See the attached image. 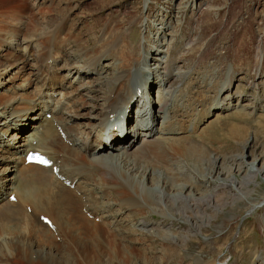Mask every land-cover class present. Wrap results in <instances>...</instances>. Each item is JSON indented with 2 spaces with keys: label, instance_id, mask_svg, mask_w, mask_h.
<instances>
[{
  "label": "rangeland",
  "instance_id": "1",
  "mask_svg": "<svg viewBox=\"0 0 264 264\" xmlns=\"http://www.w3.org/2000/svg\"><path fill=\"white\" fill-rule=\"evenodd\" d=\"M146 4H149L148 7ZM168 19L173 23L170 26L166 25V27H169L163 32L165 29L164 24L168 22ZM63 21L67 22L64 23ZM51 23L56 27L64 23L65 35L72 28H79L85 23V29L88 26L87 36L85 37L87 38V42H85L87 45L93 44V40L90 41V38L98 34L92 33L91 29H94L95 32H101L105 38L103 43L97 47V50L107 44L110 45V42H112L111 48L120 51L121 54L117 55L119 56L118 59L114 58V61H111L110 68H114V62L115 68H117L116 60H118V68H122L121 73L124 77L122 78L125 81L127 79L123 68H129L131 62L135 64V62L141 61L143 63V61L142 56L137 54L131 61L130 59H122L121 62L124 50L123 34L127 37L129 33L133 34L137 45L130 39V42L132 41L131 46L134 45L136 51L139 50L147 56L149 71L155 68L160 59H168L169 62H174L178 67H173L175 71L180 68L181 75L177 76L172 82L175 84L180 82V90L179 92L176 91L171 99H174L175 104L180 102L181 107L174 108L178 122L170 124V126L175 125L179 130H182V133L176 137L174 136L175 138L172 136L175 140L168 138V140L161 142L163 148L167 151V155L169 154L167 157L172 162L170 161L168 164L161 162L157 156L160 151L148 147L143 149L145 150L143 153L139 154L143 155V157L140 156L143 158L141 164L136 161V158L135 162L140 167L149 168L152 173L159 172L152 176L153 181L146 183V187L149 189L154 188L151 185L152 182L159 181L161 183L165 177L168 180L173 179L175 174H170L169 169L172 167V170L175 171L177 166H181L180 168L184 169V173L187 172L186 177H189L190 181L193 180V184L199 186L197 190L199 193L194 196L196 201L190 200L191 205L189 208H182L178 204L179 198L173 197L168 200L158 191L150 190L149 194H152L155 198L156 195L158 196L157 204L150 203V206L145 208L138 201V207L133 208L138 211V214L134 215L133 211L130 210L129 213L121 215L119 221L120 216L116 214L113 217L114 219L109 217L105 220L106 218H103L102 221L89 224V226L86 222H90V220L83 212L82 215H79V222L83 227L86 226L89 230H92L87 235L71 227V223L76 220L77 213L75 210L74 215H72L69 206L74 202L77 205L80 204L78 199L74 201V198H71L69 200L71 201L70 204L66 202L64 205L68 208L64 207L66 210L63 208V214L59 215L62 226L60 235L50 236L41 231L37 224L39 219H37L36 212L34 216L31 214L32 217L27 220L29 227L34 232L37 234L42 233L38 235L37 240L42 246L50 247V251L55 252L54 257L45 256L38 248V251L34 250V252L23 249L24 258L27 255L30 256L29 253L33 255L31 262H29L17 257L18 255H24V253L18 245H14V255L8 259V263L264 264V0H48L46 3L45 0H0V40H6L4 42L5 46H0V66L11 61L4 57L9 44L16 46V43L22 38L30 37L37 46L39 37L46 33ZM88 23L90 26L86 25ZM157 27L160 29H157ZM181 27L184 28L181 30ZM9 28H19V35L13 37V35L3 31ZM121 33L123 34L121 35ZM187 41L191 43L187 45ZM170 42H172L171 45H169ZM189 48L191 49L189 50ZM167 49L170 54L167 57H162ZM96 51H93L89 57L95 56ZM17 55L14 60L20 59ZM111 55L116 57L113 52ZM107 56L108 53L105 52L100 55L101 58ZM93 60L99 61L97 59ZM103 62L107 63L109 59L103 60ZM130 70H134V68L131 67ZM188 70L190 73L186 80ZM87 71L89 72V70ZM11 72L10 74L13 75L8 80V76H5L3 84L13 80L16 78L15 76L21 78L19 81L26 78L23 75L20 76L18 72L13 73V70ZM106 72L107 67L103 70L102 76H105ZM109 74L111 72L107 75ZM111 75L113 76L114 73L112 72ZM130 75L135 76L136 72H132ZM157 75L158 73H154L152 78H156ZM152 82L149 83L152 84ZM112 84L111 80H103L100 84L94 85L91 83L93 89L90 93L86 91L80 95V101L83 103L84 101L91 102L88 106L87 103H84V111L89 107L91 109L89 111L91 114L85 116V119H93L95 115L92 114V109L99 117L101 110V103H98L101 99L99 89L104 88L110 92ZM223 84H227V87L224 88L227 90L217 91V88ZM30 85L33 89L29 88L27 94L33 97L34 95H31V93L37 88L33 83ZM95 85H98V91L95 89ZM198 88L199 93H190ZM169 90V93L172 94L173 89ZM183 92L186 97H184ZM86 93L87 95H85ZM105 93L108 94L106 91ZM4 94L7 95V93ZM13 94L11 93L9 97L12 98ZM163 94L168 97L166 92H163ZM155 95V90L154 97L150 91L149 96L152 99H156ZM199 96L203 100L206 99L207 103L213 100L211 106L216 107L209 108L208 105H204L201 110H194L193 100ZM218 96L219 98L225 97L224 101L218 100ZM255 100L258 105L254 107L252 105ZM4 101L5 98L0 97V104ZM221 101L224 102V106L230 104H228V109L218 108ZM186 103L192 106L194 113L190 120L183 122L182 126L186 130H188V127L190 129L195 128L194 133L191 130L184 132V128L180 126V122L189 114ZM15 104L17 105L16 102ZM134 106L133 104L132 107ZM231 106L236 107V109ZM206 107L209 111H206ZM239 109L240 111H238ZM73 111L79 113L75 108ZM216 111H220L218 117ZM233 111L235 112L232 114ZM253 111L256 114L253 117L248 116L247 113L251 114ZM240 114L244 115L241 116ZM231 115L233 118L238 119V123L223 125L230 120ZM199 117L202 120L197 122ZM78 118L80 116L74 119ZM70 122V129L75 132L78 131L82 135V130L75 129ZM78 123L80 128L87 125L86 122ZM163 126V123H161L160 128L155 126H152V128H156V131H158ZM232 127L238 131L241 130L242 134H245L241 145H233V141L222 145V141L218 142L213 138L215 136L220 138L221 132L225 133L227 129L229 130ZM27 130H30V127L23 133ZM200 132L204 134L197 137ZM179 135L189 137L190 140L193 139L192 145L200 146V144H204L205 147H209H203L205 148V154L206 152L207 154L201 159V163L208 160L209 155L213 156L215 154L212 158H216V155H218L217 160L220 156L224 158L236 155L238 159L235 160V164L242 165L243 169L238 172L233 171V169L230 170L226 167L225 162L226 176L214 175V172L210 176L207 174L208 170H206L208 165H204L205 171L201 167L200 161L190 160L188 162V158L184 156V151L176 154L170 150L171 145L169 143L179 141ZM82 136L85 137V135ZM195 137L197 138L194 139ZM146 139L147 135L145 136ZM148 140H146V143H148ZM64 145L63 147L66 146ZM137 146V143L130 146L128 152L131 158H134V150L132 149L137 148ZM65 151L67 153L68 149L65 148ZM110 151L116 153L118 150L115 148L114 150L110 149ZM70 153L69 151L67 155L71 164L72 162L73 165L74 163H76L75 165L84 163L77 155L74 156L75 153ZM83 154L85 153L83 152ZM254 156H257V160L253 164L256 172H249V163L253 161ZM79 160L80 162H78ZM218 161L223 164L221 160ZM185 163H187V166ZM204 174L205 176H203ZM183 176L184 174H182ZM208 176L211 177V180ZM206 178L205 184L204 180ZM181 181L183 179H176L177 183H181ZM170 182L174 185L173 181L170 180ZM221 182H224V184L217 186ZM171 184H168L169 188ZM90 193L93 194L92 199L93 196H98L94 190ZM117 193H119V198L123 199H118ZM209 194L211 195L208 196ZM128 195L129 191L124 193L121 189H114L111 196L109 194L111 199L114 198L116 202H123L127 206L134 201L129 200ZM72 196L74 195L72 194ZM202 196H205L207 200L205 201L204 198L201 201L197 200ZM146 201L150 202L148 199ZM76 203L70 208H74ZM80 206L82 205L80 204ZM32 210L31 212H33ZM53 211L56 213L55 209ZM43 213L45 212L43 211ZM11 218L14 219V217ZM62 218H64L63 221H61ZM114 220L117 221L114 222ZM135 220H138L137 224L140 225L132 224V226L138 232L130 234L122 231L128 228L129 225L126 224H131ZM120 222L121 225H118ZM57 236H60V238H57ZM17 247H19L18 250ZM37 259L43 261L38 262Z\"/></svg>",
  "mask_w": 264,
  "mask_h": 264
},
{
  "label": "bare ground",
  "instance_id": "2",
  "mask_svg": "<svg viewBox=\"0 0 264 264\" xmlns=\"http://www.w3.org/2000/svg\"><path fill=\"white\" fill-rule=\"evenodd\" d=\"M122 34L123 33H121V35ZM124 37L126 39H123ZM31 39L32 38L29 37V38L20 40L18 43H16V41L14 40V42L16 43V46L14 45L12 46L11 44H9L11 48L18 49V48H21L20 44L22 42L25 43V45L21 48L23 55L20 59L13 60L10 63H5L2 66H0V90L7 89L4 87L17 86V84L19 83L20 77H17V76H15L16 78L11 80L10 82L8 81L10 84L8 82L7 84L2 83L4 81L5 76H8L7 80L10 79V77L13 75V74L12 75L10 74L12 73L11 71L13 69H15L13 73L18 72V73L27 75L26 77L27 83H22V85H26V84L28 85L31 83L30 74L33 72L32 70L33 64H28L26 62L29 59V57L36 60L35 54H34V46H33ZM122 40L124 41V50L121 56V62H122V59L123 60L130 59L131 61V59L135 55L140 54L142 56L143 63H141V61H138L136 59L138 61L137 65L135 63L134 64L135 66L134 67L132 66V68H134L133 71L139 72L143 76V81L140 82L139 85H137V88H140L139 91L137 89H133L134 91L127 92L125 96V101L121 103L119 108L123 111L126 107L127 101L130 100L133 96L142 97V95L146 93V91H150L153 87V84L149 82L147 84V78H148L147 76L151 75V77H153L154 73L155 74L158 73L156 78L157 79L159 78L158 82H162L164 85V87L162 88V91L167 90L168 87L172 88L173 91H172V94L170 93V97L174 96L176 94V91L179 90L180 84H177L174 86V84L172 83V81H170V79L173 78V76L180 74L181 72L180 68L175 71L174 70L175 68L173 67H177V65L174 62L172 61L169 62L168 59H165V60L160 59V61L158 60L155 68L149 71L150 67H148L147 65V56L144 53L142 54V52H140L139 50L136 51L134 49L135 48L134 45L133 47L131 46L132 41L130 42V38H128L125 34L122 35ZM171 44L172 42L169 43V45ZM9 45L8 47L10 48ZM191 48H189V50ZM169 54H170L169 50L167 49L165 52V56L167 57ZM89 61H90V64L86 63L87 70H89L90 73H95L97 75L101 74L100 68L95 67V66L97 67L101 66L99 64V61L93 60L91 62L90 59ZM131 63L129 64L131 65ZM87 70L85 72H88ZM189 73L190 72L188 70L187 76L185 78L186 80H187V77L189 76ZM34 75H36V72L34 73ZM117 77L121 78L122 80L124 78L122 73L119 74ZM117 77H115L114 81L117 80ZM169 81H170V85H167ZM14 82H17V83H14ZM52 82H53L52 77L45 76V73H44L42 76V82H41L43 89L45 85H50ZM97 82L101 83L102 80H99ZM88 86L91 87V83L88 84ZM225 87H227V84H223L222 86L220 85V87L217 88V91H220L221 89H224ZM89 91H91V89H89ZM169 92L170 90L168 89V93ZM99 93L101 94L100 96L102 98L101 99L102 102L100 104L101 110H100L99 117H97L96 113H94V110L92 109V114L95 115L93 116V119L92 118L85 119L84 118L85 116L91 114L89 112L91 110L90 107L84 111L83 107L85 105H82V111L80 112L77 110V108L74 107L75 104H73L72 102L73 100H71V98L68 101L67 107H65V109L56 110L57 113L55 114L60 115L59 123L64 127L62 131L65 134L66 142L64 141L61 135H58L57 132H53L50 127L47 128V126H45L41 130L45 133L41 134L36 144H33L31 140L33 139L34 135L39 130H37L36 132L35 131L29 132L27 130L25 133L21 134V131L22 130L24 131L25 129H27L31 123V120H28V113L31 112L30 111L31 108L19 105V102L22 101L19 94L17 96L15 95L13 98L9 100H5L3 103L0 104V106L4 105V107H0V202L3 201V204H0V264H9L8 259L14 255V245H18L21 251L23 249H27L29 252H34V250H37L38 248V250H41L45 256L49 255L53 258L54 257L53 255L55 252L50 251V247L46 248L45 246H42L39 243L37 238H38V235L42 233L37 234L36 232H34V230L29 227L27 220L30 219L32 216H34L35 212L36 214L39 212L38 215L41 213L42 216L49 217L52 221L53 226L55 227L53 231L49 229L45 223L41 222L42 220L41 221L39 220V222L37 223L39 226V229L43 231L45 234L50 235V236L60 235V229L62 226L59 221V215L63 214L62 209L65 207L64 206L65 203L67 202L68 204L69 202L70 204L71 201L69 200L71 198L72 199L74 198V196H72V193L85 194L87 192H92V190H94L98 196H93V199H92V196L88 195L85 197L86 200L85 198L81 199L82 206L80 207L82 211H83V207L89 209L90 212L93 213L96 217H97V213H100L101 216L99 217V220L101 221L103 218H106L105 220L109 219V217L113 218L116 216V214L120 216V218L118 219L119 221L121 220V215L125 213H129L130 210L133 211L134 215L138 214V211L133 209L134 207L135 208L138 207V201L145 208L147 206H150V203L157 204L158 196L156 195V198L153 197L152 194H149L150 190L158 191V193L167 197L168 200H171L173 197L179 198L178 204L182 208H189L191 205L190 200L196 201L194 196H196L199 193L197 192L199 186L197 184H193L194 183L192 182L193 180L190 181L189 177H186L185 174L187 172L184 173V169L180 168L181 166H177L175 171L172 170V167L171 169H169L170 174L171 173L175 174L173 179L170 178V180L173 181L174 185L171 184L170 180H168L165 177L161 181V183L157 180H156L157 181L156 183L152 182L151 185L154 186L153 189H149L146 187L147 182H151V180L153 181L152 176L159 172L152 173L149 168H146L145 166L140 167L139 165L136 164L135 158H131L129 156L128 151L130 150V146L136 143L132 141V137L130 138L129 135H127L129 134V132L125 135L124 140H115V141H119L117 145H115L114 143H110L109 145H107L105 144V142L103 141L101 137L98 140V142L102 144V150H99L95 156H93V153L89 152V155L91 154L92 157L89 155L88 156L85 155L87 154V152H85V150L82 147L84 146L85 149H91V145L89 143L93 141V137H94V134L92 133V129L95 127L98 132L103 131V126L109 121H112L110 118V115L114 116L113 119H117V115H118L117 106L113 101H111V99L114 98V96L113 95L108 96L109 93L106 94L103 88L99 89ZM120 96H121V93L117 92L115 95V99L119 98ZM157 99L159 100L157 111L162 112V122L161 123H163L164 125L160 130H158L159 133L172 134V135L181 133L182 130H179L175 125L170 126V124H174L178 122V119L175 116V113H174V118H173L169 110L171 109V111L174 112V108L175 109L180 108L181 104L175 107L174 105H172L171 102H169L170 98L167 99L163 95V93H160L159 95L157 94ZM14 102H16L17 105L19 106L18 109H14ZM146 102L147 101H145V103ZM40 103H42V101H36L34 106L39 107ZM255 105H258L256 103V100L252 106L255 107ZM44 107L49 108L48 105H44ZM74 108L79 113H75L73 111ZM238 111H240V109ZM157 114H154V116H158ZM240 115L243 116L244 114H240ZM79 116L80 118L74 119L75 117H79ZM32 117H35L34 114L32 115ZM39 117H40V114H38L37 118ZM69 122L71 123L72 126L75 127V129H78L79 131L82 130L83 132L82 135H85V137L82 136L80 132L78 131L75 132L72 129H70ZM78 122L80 123L86 122L87 125L86 126L83 125L81 126L82 128H80L79 127L80 124ZM156 128L153 129L152 126H147V125H144V126L136 125V130L139 129V131L144 132V137L142 136L143 140L142 138L140 140L141 145L145 144L146 140L148 139H150L148 140V143L154 140L153 135L155 134V132H158L156 131ZM86 132L88 133L86 134ZM242 133L243 132H241V130L238 131L236 128L232 127L229 130L227 129L225 133L221 132L220 138L216 136L213 138H215L218 142L222 141L221 143L222 145H224L225 143H229L230 141L234 142L233 145L234 144L241 145V141L243 140L244 135H245ZM145 135H147L146 140H145ZM163 138L168 139L171 137L168 136V137H163ZM191 143L189 142L186 143L183 141H177V142L174 141L172 143L171 141L169 143L171 145L170 150L175 152L176 154L184 151L183 152L184 156L188 158V162L190 160H194L195 162L200 161V165L204 170H205L204 165L205 164H206L205 166L208 165V169L206 170H208L207 174L209 175L210 174L212 175V173L214 172V175H220V176L225 175L226 176L227 168L230 170L233 169V171H236V172L243 169L242 165L235 164V160L238 159L236 155H231L228 157L226 156L224 158L223 156L221 157L219 155L220 158L218 160H221L223 164H221V162L217 160L218 155H216V158L215 157L212 158L213 156H215V154L213 156L209 155L208 160H205L204 163H201V159H203V157L207 154V152L205 154V148H209V147L207 146L205 147L204 144H200V146H195V145H192ZM63 145L65 147H63ZM65 148L68 149L67 153H69V151L72 154L75 153L74 156L77 155V157L82 159L84 163L81 165H75L76 163H74L73 165V162H72L71 164L69 162V156L67 155ZM108 148L112 150L116 148L118 151L116 153H113ZM31 149L40 150L43 153H45L53 161L52 164L56 165L59 168V172L61 174H64L66 178H69L72 181H75L74 187L72 189H70V187L68 186H67L68 188L65 187L62 181L60 182L50 172L51 168H44V167H40L34 164H25L24 157L27 151ZM215 150H218V149H215ZM83 152L85 154H83ZM153 152H156V151H153ZM135 154L136 152L133 151V156ZM168 155L165 152H158L157 156L159 160L164 163L166 162L165 159H170L167 157ZM254 157L255 158L253 159V161L249 163L250 164V169H248L249 172H256V168L254 167L253 164H254V161L257 160L256 158L257 156H254ZM170 161L171 159L167 161L166 164L170 163ZM78 162H80V160ZM225 162H226L227 168L224 166ZM185 164L187 166V163ZM145 165L148 166L147 164ZM182 174H184L183 177H182ZM205 174L203 176H205ZM177 178H179L180 180L183 179V181H181V183L180 182L177 183L176 182ZM208 178L211 180V177L208 176ZM206 180L207 178L204 180L205 184H206ZM168 184H171L170 188L168 187ZM223 184L224 182H221L217 186H221ZM114 189H121V191L124 193L129 191V195H128L129 200H134L132 204L128 203L129 205L127 206V204L125 205V203L123 202H116L114 198L111 199L110 196ZM12 193L15 196V201L9 200V195ZM210 195L211 194H209L208 196ZM203 198L205 199V201L207 200L205 196L197 198V200L199 201L204 200ZM146 199H148L150 202H147ZM74 203H71V205L69 206L70 212L73 211L70 207ZM54 209L56 210V213L53 211ZM31 210L33 212H31ZM43 211L45 213H43ZM74 213H71V214L74 215ZM31 214L33 215L31 216ZM11 217H14V219H12ZM63 219L64 218H62L61 221H63ZM116 221L117 220H114V222ZM137 223H138L137 220H135L131 224H126V225H129L127 226L128 228L123 229L122 231L126 233L128 232L130 234L138 232L136 231L137 229L132 226V224L134 225ZM86 224L89 226L91 222H86ZM141 231L145 233L147 232L146 230H141ZM19 247H17V250L19 249ZM29 254L30 256L27 255L26 258H24L25 253L24 255H18L17 257L19 259H24L26 261L31 262L30 260L33 257V255L31 253ZM37 261L42 262L43 260L37 259ZM219 264H222V263H219Z\"/></svg>",
  "mask_w": 264,
  "mask_h": 264
}]
</instances>
